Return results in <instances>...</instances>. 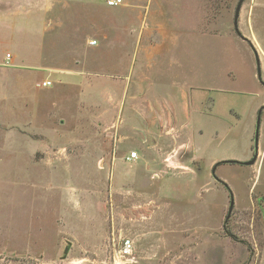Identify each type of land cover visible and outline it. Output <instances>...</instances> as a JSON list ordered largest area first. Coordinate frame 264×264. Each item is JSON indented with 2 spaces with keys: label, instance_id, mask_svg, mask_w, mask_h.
<instances>
[{
  "label": "rangeland",
  "instance_id": "rangeland-1",
  "mask_svg": "<svg viewBox=\"0 0 264 264\" xmlns=\"http://www.w3.org/2000/svg\"><path fill=\"white\" fill-rule=\"evenodd\" d=\"M192 1L196 33L182 36L178 51L183 87L169 101L174 115L157 117L160 153L147 150L150 160L141 150L152 145L146 129L156 119L126 115V105L119 118L105 117L104 100L67 99L53 82L37 93L44 71L26 70L33 61L15 68L30 78L23 87L9 83L5 100L0 91V264H264V0L241 3L244 39L234 26L239 0ZM106 8L115 6H96ZM123 38L121 50L99 52L98 75L79 65L78 89L97 78L89 84L96 99L113 82L108 74L128 73ZM54 43L44 53L58 67L65 53ZM259 109L255 162H222L255 154ZM131 150L138 159H125ZM124 238L132 250L120 256Z\"/></svg>",
  "mask_w": 264,
  "mask_h": 264
},
{
  "label": "crops",
  "instance_id": "crops-1",
  "mask_svg": "<svg viewBox=\"0 0 264 264\" xmlns=\"http://www.w3.org/2000/svg\"><path fill=\"white\" fill-rule=\"evenodd\" d=\"M99 2L107 5L106 0H0V26L3 29H0V46L5 45L0 49L2 99H6L11 87L9 83H16L19 87L29 84L28 71L15 68L19 63L33 61L31 66H25L29 68L26 70L36 66L44 71L40 81L51 82L48 86L36 88L37 93L41 89L47 90L53 82L58 86L57 93H70L67 99L104 100L106 109L101 114L105 117L116 119L118 111L126 105V115L149 116L152 121L156 119L153 130L146 129L151 137L154 136L152 145L145 142L141 150L142 159L150 160L145 157L147 150L155 149V156L160 153L158 148L162 131L157 125L160 127L162 123L157 121V117H167L169 113L174 115V104L170 105L169 101L177 99L175 94L181 92L179 88L183 86L179 85L184 83L178 74L183 68L178 55L180 41L184 35H195V26L190 27L189 22L197 18L198 13L192 0H122L115 8H106L103 13L96 10ZM72 4L76 5V13H73ZM6 26L7 31L4 30ZM84 32L86 37L83 39L79 35ZM120 37L129 38L133 64H129L128 73L124 76L108 74L113 77V82L98 90L95 99L94 88L89 84L96 82L97 78L89 79L84 90L78 89L82 84L83 68L89 70L91 75H98L94 64L97 65L99 61V52L121 50L126 39ZM92 39L96 40L95 44L89 43ZM20 42L23 46L17 45ZM48 42H55L54 47L60 45V52L65 53L60 56L61 65L58 67L53 66L55 64L50 57L45 56L44 48ZM114 44L119 46L117 50ZM66 53L71 54L70 64L65 62L68 57ZM6 54H9V58ZM137 59L136 69L133 70ZM152 69L158 74L154 78L150 75ZM54 73H58V76L53 80L51 75ZM116 78H120V81ZM195 87L187 89H190L185 93L188 101L193 97ZM133 117L129 123L134 120ZM126 123L122 130L133 128ZM139 156L138 152L135 159Z\"/></svg>",
  "mask_w": 264,
  "mask_h": 264
},
{
  "label": "water",
  "instance_id": "water-1",
  "mask_svg": "<svg viewBox=\"0 0 264 264\" xmlns=\"http://www.w3.org/2000/svg\"><path fill=\"white\" fill-rule=\"evenodd\" d=\"M243 1L244 0H239L237 2L236 7H235L234 26H235V30L237 32V35H239L240 37H242L244 39L245 37H243L241 35V33L238 31V29H237V17H238V13H239V9H240L241 3ZM257 62H258V60H257ZM257 71H258L257 72V76L260 78V70H259V67H258V70ZM260 114H261V109H259V111L257 113V117H256V126H255V131H254V138H253L255 154L252 156V158L250 160H247V161H237V160H224V161H226V162L227 161L228 162H230V161L242 162L243 164H247V165L253 164L255 162L256 157H257V142H258V133H259V124H260ZM216 164L217 163H215V165H213L212 170H211L213 177H214V171H215ZM214 178H216V177H214ZM232 208H233V199H232V194H231V196H230V203H229V207H228V211H227V215L225 217L226 218L225 220H227L229 218V215H230V212H231ZM64 251L66 252L67 249L64 250Z\"/></svg>",
  "mask_w": 264,
  "mask_h": 264
},
{
  "label": "built area",
  "instance_id": "built-area-1",
  "mask_svg": "<svg viewBox=\"0 0 264 264\" xmlns=\"http://www.w3.org/2000/svg\"><path fill=\"white\" fill-rule=\"evenodd\" d=\"M122 2V0H106L107 5L109 6H115L118 5ZM90 44H95L96 40L92 39L89 41ZM6 57L9 58V54H6ZM8 62V59H7ZM51 82L49 80H44L42 82L39 83L40 86H48L50 85ZM137 158V152L135 150H131L125 157L126 160H132ZM132 250V241L129 238H124L121 240V243L119 245V255L120 256H126L128 254H130Z\"/></svg>",
  "mask_w": 264,
  "mask_h": 264
},
{
  "label": "trees",
  "instance_id": "trees-1",
  "mask_svg": "<svg viewBox=\"0 0 264 264\" xmlns=\"http://www.w3.org/2000/svg\"><path fill=\"white\" fill-rule=\"evenodd\" d=\"M222 162H225V161H222Z\"/></svg>",
  "mask_w": 264,
  "mask_h": 264
}]
</instances>
